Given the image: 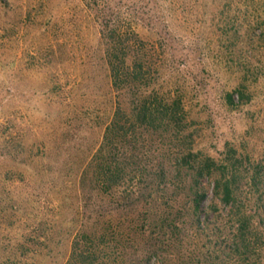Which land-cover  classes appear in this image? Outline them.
Instances as JSON below:
<instances>
[{"label": "rangeland", "instance_id": "obj_1", "mask_svg": "<svg viewBox=\"0 0 264 264\" xmlns=\"http://www.w3.org/2000/svg\"><path fill=\"white\" fill-rule=\"evenodd\" d=\"M261 3L0 0V261L65 264L75 235L86 233L104 236V263L245 264L230 253L235 225L208 180L201 223L194 217L187 178L174 169L190 144L215 159L235 150L236 203L261 237L264 264V40H249L259 34L250 28ZM235 14L241 40L229 31ZM114 27L159 92L183 98L189 139L145 132L129 149L134 178L105 193L88 164L127 102L110 85L106 55L117 40L105 36ZM244 66L259 68L248 76L250 100L230 106L224 94Z\"/></svg>", "mask_w": 264, "mask_h": 264}, {"label": "trees", "instance_id": "obj_2", "mask_svg": "<svg viewBox=\"0 0 264 264\" xmlns=\"http://www.w3.org/2000/svg\"><path fill=\"white\" fill-rule=\"evenodd\" d=\"M257 11L260 14L255 13L257 16L250 30L252 33L258 30L259 34L255 39L249 40H264V0ZM229 22L234 25L232 28L234 30H229L230 33L232 32L235 39L241 40L240 28L243 26L241 20L235 14V18ZM107 30L105 38L117 40L114 48H109L106 55L110 85L115 91L122 92L127 97V102L122 107L120 104L117 105L112 120L105 128L100 146L88 164V168L92 170L93 182L100 187L101 192L105 193L121 181L122 185L134 178L128 175L131 172L126 169L136 154L129 152V149L131 146L132 148L136 146L138 137H144L145 132L167 133L175 135L176 138H184L185 142L189 139V136H185L188 124L183 98L178 94L159 92L156 82L150 78L149 66L146 68L142 58L131 54L130 49L135 45L123 41L129 40L126 37V31L116 27ZM230 33L224 30L221 36L228 40V37H231ZM133 35L135 40L138 36ZM118 50H121L120 54ZM257 72H259L257 66L243 67L237 86L224 94L228 105L237 106L250 100L248 76L249 73L256 75ZM137 163H135L136 166ZM241 165V160L236 157V152L231 147L227 146L221 157L215 159L203 154L200 150H195L194 146L189 144V147L185 146L177 153L174 169L177 173L183 172L187 178L191 208L198 223H201L199 214L202 211L203 202L207 199L203 181L208 180L213 184L214 199L227 209L235 225L230 238V253L243 255L245 264H258L261 237L257 235L249 216L240 213L236 203ZM262 195L264 196V185ZM209 208L219 211L214 200ZM85 234L75 235L65 264H113V261H116L114 256L113 259L104 263L105 257L109 256V246L103 242L102 244L97 242L100 238L104 240V236ZM211 247H208V253ZM0 264L22 263L13 257L0 261Z\"/></svg>", "mask_w": 264, "mask_h": 264}]
</instances>
